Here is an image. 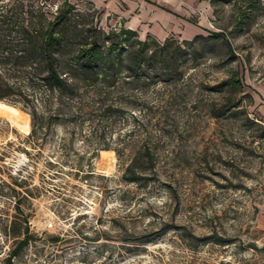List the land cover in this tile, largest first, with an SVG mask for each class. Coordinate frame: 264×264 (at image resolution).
<instances>
[{
    "label": "rangeland",
    "instance_id": "obj_1",
    "mask_svg": "<svg viewBox=\"0 0 264 264\" xmlns=\"http://www.w3.org/2000/svg\"><path fill=\"white\" fill-rule=\"evenodd\" d=\"M69 1L141 41L223 32L234 57L208 43L179 81L146 90L142 106L130 97L110 115L87 99L38 141L28 139V112L0 102L29 124L0 115V264L27 227L31 240L11 264H264V0ZM242 74L239 111L213 117L223 106L213 87ZM146 146L149 177L122 181Z\"/></svg>",
    "mask_w": 264,
    "mask_h": 264
},
{
    "label": "trees",
    "instance_id": "obj_2",
    "mask_svg": "<svg viewBox=\"0 0 264 264\" xmlns=\"http://www.w3.org/2000/svg\"><path fill=\"white\" fill-rule=\"evenodd\" d=\"M53 4L52 0H0V102L28 112L29 140L38 141L54 120L82 114L87 99L101 103L97 110L105 108L110 115L124 110L116 101L130 97L142 106L140 99L146 90L179 81L181 67L198 58L208 43L223 47L234 57L223 32L182 42L141 41L134 30L123 26L103 29L100 13L94 8L84 10L69 0ZM242 77L230 76L213 87L223 95V106L213 109V117L239 111L233 97L242 92ZM105 100L112 103L105 106ZM115 151L119 158L120 150ZM154 160L148 146L138 149L122 181L141 185L154 168ZM30 240L27 227L6 264Z\"/></svg>",
    "mask_w": 264,
    "mask_h": 264
},
{
    "label": "bare ground",
    "instance_id": "obj_3",
    "mask_svg": "<svg viewBox=\"0 0 264 264\" xmlns=\"http://www.w3.org/2000/svg\"><path fill=\"white\" fill-rule=\"evenodd\" d=\"M0 115L8 119L17 127L24 130H29L28 115L23 113L22 111L7 105L0 104ZM109 154V156L107 155V159L112 163V161L114 160V154L112 152Z\"/></svg>",
    "mask_w": 264,
    "mask_h": 264
},
{
    "label": "crops",
    "instance_id": "obj_4",
    "mask_svg": "<svg viewBox=\"0 0 264 264\" xmlns=\"http://www.w3.org/2000/svg\"><path fill=\"white\" fill-rule=\"evenodd\" d=\"M147 2H149V1H147ZM150 3V2H149ZM130 29V28H129Z\"/></svg>",
    "mask_w": 264,
    "mask_h": 264
}]
</instances>
